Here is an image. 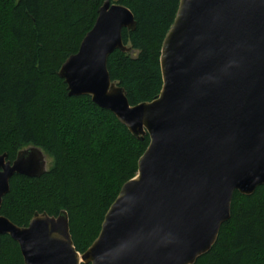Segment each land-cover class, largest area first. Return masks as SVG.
Segmentation results:
<instances>
[{
    "label": "water",
    "instance_id": "95a60500",
    "mask_svg": "<svg viewBox=\"0 0 264 264\" xmlns=\"http://www.w3.org/2000/svg\"><path fill=\"white\" fill-rule=\"evenodd\" d=\"M132 12L106 0L79 51L59 76L70 97L90 96L150 144L136 178L121 189L101 232L80 255L66 214H36L27 227L0 215L24 264H195L217 241L236 192L264 185V0H180L161 50L163 87L130 105L108 59L129 52ZM39 148L0 156V211L16 175L39 178Z\"/></svg>",
    "mask_w": 264,
    "mask_h": 264
},
{
    "label": "trees",
    "instance_id": "16d2710c",
    "mask_svg": "<svg viewBox=\"0 0 264 264\" xmlns=\"http://www.w3.org/2000/svg\"><path fill=\"white\" fill-rule=\"evenodd\" d=\"M106 0H0V156L39 148L50 168L39 178L16 175L0 215L27 227L36 214H66L76 251L96 241L122 187L138 174L150 139L134 137L90 96L70 97L59 76L92 30ZM128 8L136 27L124 30L131 52L108 59L111 80L130 105L162 91L160 57L180 0H111ZM0 264H24L19 245L0 238ZM195 264H264V185L236 192L230 218L212 249Z\"/></svg>",
    "mask_w": 264,
    "mask_h": 264
},
{
    "label": "rangeland",
    "instance_id": "374dc122",
    "mask_svg": "<svg viewBox=\"0 0 264 264\" xmlns=\"http://www.w3.org/2000/svg\"><path fill=\"white\" fill-rule=\"evenodd\" d=\"M128 48H129V52H131L132 50H131L130 46H128ZM49 168H50V159L46 156V168H45V170L48 171Z\"/></svg>",
    "mask_w": 264,
    "mask_h": 264
}]
</instances>
